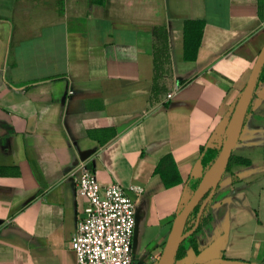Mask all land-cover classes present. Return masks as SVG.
<instances>
[{
  "label": "crops",
  "instance_id": "1",
  "mask_svg": "<svg viewBox=\"0 0 264 264\" xmlns=\"http://www.w3.org/2000/svg\"><path fill=\"white\" fill-rule=\"evenodd\" d=\"M187 21L203 24L193 60ZM263 46L264 0H0V264H76L80 166L101 188L141 190L134 262L156 264ZM231 155L250 165L224 173L198 252L187 239L174 264H264V82ZM166 156L181 179L170 189L155 171Z\"/></svg>",
  "mask_w": 264,
  "mask_h": 264
},
{
  "label": "built area",
  "instance_id": "2",
  "mask_svg": "<svg viewBox=\"0 0 264 264\" xmlns=\"http://www.w3.org/2000/svg\"><path fill=\"white\" fill-rule=\"evenodd\" d=\"M168 77L163 67L161 79ZM179 88L175 85L166 100H171ZM73 181L77 196L86 202L70 241L76 264H135L133 232L136 198L141 190L124 189L116 183L101 188L84 166L73 174Z\"/></svg>",
  "mask_w": 264,
  "mask_h": 264
},
{
  "label": "water",
  "instance_id": "3",
  "mask_svg": "<svg viewBox=\"0 0 264 264\" xmlns=\"http://www.w3.org/2000/svg\"><path fill=\"white\" fill-rule=\"evenodd\" d=\"M264 66V46L261 49L255 64L250 72L246 86L243 89L240 97L238 98L228 124L225 128L221 147L215 160L210 164L208 169L203 175L196 190L182 206V202L185 196V190L182 195V199L179 205V210L173 221L170 234L168 236L165 247L161 253V256L156 264H174L175 255L181 243L190 236L193 231L198 227L201 216L209 203L213 198L215 191L221 179L225 173V168L228 163L229 157L238 142L241 134L247 111L251 105L253 95L255 93L256 84ZM199 206L198 213L194 222V226L191 230L184 233L185 225L193 210ZM204 264H249L241 261H232L224 259H214L205 262Z\"/></svg>",
  "mask_w": 264,
  "mask_h": 264
},
{
  "label": "trees",
  "instance_id": "4",
  "mask_svg": "<svg viewBox=\"0 0 264 264\" xmlns=\"http://www.w3.org/2000/svg\"><path fill=\"white\" fill-rule=\"evenodd\" d=\"M202 25L203 24L201 21H187V22H185V26H184V49H185L184 50V58L187 60H193L195 57L196 50L198 49L199 42L201 39ZM162 57H164V58H162ZM163 63H166V58H165L164 53H160V54L156 53L155 59H154L155 80H157L158 78H161V74H162V70H163V67H162ZM263 82H264V66H263L261 73L259 75V78H258V81L256 84V88L259 85V83H263ZM179 84L181 85L182 82ZM160 90H161V88L158 89V91H156V89H155V92L159 93ZM250 112H251V105L248 108L246 117L249 115ZM219 150H213V151L209 150V149L202 150L201 163L205 167L206 170L208 169L210 164L217 157ZM237 165L249 166L250 162L247 160L241 159V158H236V157L231 155L229 157L228 163L226 165L225 172H227L232 166H237ZM155 171L157 172V174H159L161 180L163 181V183L167 189L173 188V187L181 184V179H180L178 172L176 171L174 164H173V162L169 156H166L159 161ZM187 186H188L187 187L188 192H194L198 186V183L195 185H191V182L189 181ZM198 209H199V206L193 210V212L191 213V215L187 221V225H189L195 221L197 213H198ZM203 217H204V213L201 216L200 223H199L198 227L194 230V232L188 238L189 242L191 244V247L195 253L198 252V249H197V245L195 244V241L192 239V237L200 229L201 224L203 222ZM192 227H193V224H191L187 228V231L190 230ZM183 254H184L183 249L180 246L177 250L176 255H175V261L181 259L183 257Z\"/></svg>",
  "mask_w": 264,
  "mask_h": 264
},
{
  "label": "flooded vegetation",
  "instance_id": "5",
  "mask_svg": "<svg viewBox=\"0 0 264 264\" xmlns=\"http://www.w3.org/2000/svg\"><path fill=\"white\" fill-rule=\"evenodd\" d=\"M252 100H253V98H252ZM251 104H252V102H251ZM207 205H208V204H207ZM206 207H207V206H206ZM205 209H206V208H205ZM203 213H205V210H204ZM188 219H189V218H188ZM187 221H188V220H187ZM194 222H195V221H194ZM194 222L191 223V224H193V226H194ZM191 224L187 225V222H186L185 229H184V233L189 231V230L187 231V228H188ZM192 228H193V227H192ZM192 228H191V229H192ZM191 229H190V230H191ZM193 232H194V231H193ZM188 238H189V236H188V237H187V238L181 243V245H180L181 247H182V244H183ZM180 246H179V247H180ZM174 262H175V261H174Z\"/></svg>",
  "mask_w": 264,
  "mask_h": 264
}]
</instances>
